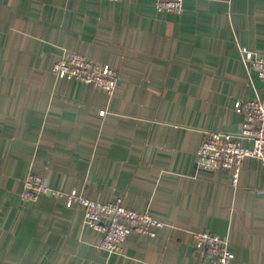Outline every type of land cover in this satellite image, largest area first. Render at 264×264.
<instances>
[{"label":"crops","instance_id":"obj_1","mask_svg":"<svg viewBox=\"0 0 264 264\" xmlns=\"http://www.w3.org/2000/svg\"><path fill=\"white\" fill-rule=\"evenodd\" d=\"M264 53V0H0V264H199L193 231L227 237L231 264H264V166L199 170L206 131L237 133L240 105L261 80L240 48ZM119 73L112 95L57 78L63 51ZM108 203L121 199L162 223L99 247L80 206L22 180Z\"/></svg>","mask_w":264,"mask_h":264},{"label":"built area","instance_id":"obj_2","mask_svg":"<svg viewBox=\"0 0 264 264\" xmlns=\"http://www.w3.org/2000/svg\"><path fill=\"white\" fill-rule=\"evenodd\" d=\"M183 2L184 0H156V8L161 12L180 14ZM239 50L248 67L256 71L264 92V53L244 47ZM52 72L59 79L73 82L76 87L90 85L107 96L112 95L119 78L118 71L113 67L65 50L53 65ZM240 112V131H206L195 155L197 169L209 172L227 171L233 188L238 187L246 158H255L264 166V103L259 98L248 99L241 103ZM43 195L63 198L69 208L80 206L83 210V223L101 233L99 247L109 253H121L130 234L151 235L153 227L162 226L148 212L134 211L126 207L121 199L108 203L95 201L75 189L64 192L51 188L41 174H28L22 180L21 201L35 203ZM191 236L193 251L199 264H231L234 254L229 249L227 237L207 230L193 231Z\"/></svg>","mask_w":264,"mask_h":264}]
</instances>
